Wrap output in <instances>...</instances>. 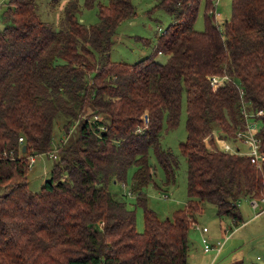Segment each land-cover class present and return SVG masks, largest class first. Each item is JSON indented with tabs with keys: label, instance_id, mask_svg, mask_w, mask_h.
Returning a JSON list of instances; mask_svg holds the SVG:
<instances>
[{
	"label": "trees",
	"instance_id": "obj_1",
	"mask_svg": "<svg viewBox=\"0 0 264 264\" xmlns=\"http://www.w3.org/2000/svg\"><path fill=\"white\" fill-rule=\"evenodd\" d=\"M204 1V29L196 31L201 0H157L171 18L154 51L166 60L151 55L132 64L109 58L119 23L135 14L132 0H85L97 11L90 25L79 18L78 0L63 4L56 24L41 19L37 0L8 1L0 14V264H188L201 202L237 225L239 200L264 196V164L257 168L215 141L235 139L243 106L262 109L255 128L264 154V0H231L221 29L212 20L217 0ZM223 75V85L210 84ZM183 96L187 200L159 219L145 193L154 174L149 152L165 183L174 182L178 162L161 137L164 126H178ZM58 113L67 117V138L56 148L51 182L33 192L27 158L52 151ZM130 167L142 232L135 209L109 190Z\"/></svg>",
	"mask_w": 264,
	"mask_h": 264
},
{
	"label": "rangeland",
	"instance_id": "obj_2",
	"mask_svg": "<svg viewBox=\"0 0 264 264\" xmlns=\"http://www.w3.org/2000/svg\"><path fill=\"white\" fill-rule=\"evenodd\" d=\"M9 0H0V14L6 10ZM50 0H37L38 13L42 20L51 23H57L63 4L67 0H58L57 4L51 9ZM103 1V0H102ZM81 6L79 14L80 20L86 24H94L98 20L96 7L85 8V0H78ZM157 0H132L135 14L119 23L113 36L114 44L109 52V58L115 62H124L128 64L135 63L147 56H153L158 62H165L166 57L162 53H156L155 45L157 37L171 23L170 15L159 7H155ZM205 1L201 0L197 18L193 24L196 31L204 29ZM231 0H217L212 17L213 22L222 28V23L230 17ZM3 25L0 22V29ZM154 54V55H153ZM67 117L63 113H58L54 118L52 151L47 154L34 155L35 162L28 169V187L33 191H40L44 181L48 178L49 170L55 158L49 154L56 155V148L63 140V124ZM186 111L185 100L182 98L181 114L179 124L175 129L166 130L162 128L161 145L169 148L177 159V169L175 170V180L166 184L161 166L158 164L152 150L149 152V163L154 174L153 181L145 188L147 196V205L155 211L159 219L171 217L173 211L185 206L186 195V160L179 152V142L186 139ZM258 123L257 126H260ZM74 128L70 129V134ZM224 139L215 136L216 143ZM227 142V141H226ZM229 143H233L230 141ZM237 143V142H236ZM242 152L245 148L240 144ZM134 167H130L127 172L124 183L111 182L109 190L118 195H122L128 203V206L135 209L136 229L142 232L144 229L143 211L136 205V198L130 190L131 176ZM4 193L0 187V195ZM167 197L164 198L163 195ZM260 198V197H259ZM256 198L259 207L252 209V201L255 198H242L239 201V210L241 222L234 225L231 218L224 216L218 218L216 208L206 201L201 202L204 206L201 213L195 215L196 226L206 227L205 233L208 244L215 245L218 242L223 243L218 250L212 249L209 252L203 251L202 236L200 230L192 225L188 241L189 255L188 264H230L233 260H241L243 264H264V212L261 215H255L261 208H264V202ZM258 199V200H257ZM262 202V203H260ZM221 250V251H220ZM220 251V252H219ZM215 252H219L215 255Z\"/></svg>",
	"mask_w": 264,
	"mask_h": 264
},
{
	"label": "built area",
	"instance_id": "obj_3",
	"mask_svg": "<svg viewBox=\"0 0 264 264\" xmlns=\"http://www.w3.org/2000/svg\"><path fill=\"white\" fill-rule=\"evenodd\" d=\"M228 80V76L223 75V76H212L209 78L210 84L215 85V86H220L223 85V83ZM240 94L243 93L242 89L239 88ZM262 109L257 110L256 112H250L247 111L245 106L242 108V113L245 117V123L244 125L239 128L235 132V139L232 141L233 143H229L228 140L224 139L219 140L217 142V146L220 150L226 152V153H231V154H238V155H246L249 157L250 162L257 168H261V166L264 164V154L260 152L259 150V144H260V138L256 135V128L255 126L257 125V117L262 114ZM256 117V119H255ZM100 118V115H95L92 119L95 121ZM67 136L64 137V141L66 140ZM223 139V138H222ZM63 141V142H64ZM227 141V142H226ZM19 144H22L23 138L20 136L18 138ZM237 142V143H236ZM240 144L243 146L246 150V152L241 151V147L236 145ZM5 155V153H4ZM6 156V155H5ZM49 156H52V158H55L56 155L49 154ZM28 166L32 165L35 161L34 155L28 156ZM164 198L167 197L166 194L163 195ZM258 200V199H257ZM260 201L264 202V196L259 198ZM256 199L252 201V206H256ZM196 222H194V226ZM197 229L200 230L202 233V243H203V251L208 252L212 249L218 250V247H221L222 243H217L215 245H209L208 244V239L205 236V233L208 231L206 227H198L196 226Z\"/></svg>",
	"mask_w": 264,
	"mask_h": 264
},
{
	"label": "crops",
	"instance_id": "obj_4",
	"mask_svg": "<svg viewBox=\"0 0 264 264\" xmlns=\"http://www.w3.org/2000/svg\"><path fill=\"white\" fill-rule=\"evenodd\" d=\"M35 162V161H34ZM244 198H248V197H244ZM241 200V199H240ZM239 200V201H240ZM256 206H251L252 207V209L253 210H255V209H257L258 207H259V202L258 201H256ZM260 203H262V202H260ZM262 204H264V203H262ZM251 205H252V203H251ZM238 207H239V202H238ZM263 212H264V208H261L255 215H261V214H263ZM195 222H196V220H195ZM208 232V231H207ZM201 232H199V234H200ZM201 236H202V233L200 234ZM222 245H223V243H222ZM221 251V250H220ZM219 251V252H220ZM209 252V251H208ZM219 252H217V253H219ZM216 252H215V255L217 254Z\"/></svg>",
	"mask_w": 264,
	"mask_h": 264
},
{
	"label": "water",
	"instance_id": "obj_5",
	"mask_svg": "<svg viewBox=\"0 0 264 264\" xmlns=\"http://www.w3.org/2000/svg\"><path fill=\"white\" fill-rule=\"evenodd\" d=\"M143 118H144V121L147 122V114H144ZM22 149H23V152H24L25 151V145L22 146ZM47 181L51 182L50 178H48Z\"/></svg>",
	"mask_w": 264,
	"mask_h": 264
}]
</instances>
